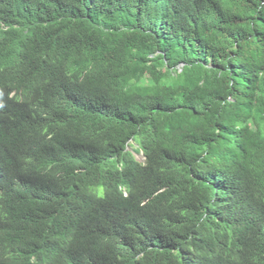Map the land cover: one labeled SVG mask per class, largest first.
<instances>
[{
  "label": "trees",
  "instance_id": "16d2710c",
  "mask_svg": "<svg viewBox=\"0 0 264 264\" xmlns=\"http://www.w3.org/2000/svg\"><path fill=\"white\" fill-rule=\"evenodd\" d=\"M0 102V264H264V0H0Z\"/></svg>",
  "mask_w": 264,
  "mask_h": 264
},
{
  "label": "rangeland",
  "instance_id": "374dc122",
  "mask_svg": "<svg viewBox=\"0 0 264 264\" xmlns=\"http://www.w3.org/2000/svg\"><path fill=\"white\" fill-rule=\"evenodd\" d=\"M134 158L137 160V161H142V157L140 154H135L134 155Z\"/></svg>",
  "mask_w": 264,
  "mask_h": 264
},
{
  "label": "clouds",
  "instance_id": "9594fccd",
  "mask_svg": "<svg viewBox=\"0 0 264 264\" xmlns=\"http://www.w3.org/2000/svg\"><path fill=\"white\" fill-rule=\"evenodd\" d=\"M12 97V94L9 95V98ZM3 106V104L0 102V107Z\"/></svg>",
  "mask_w": 264,
  "mask_h": 264
}]
</instances>
